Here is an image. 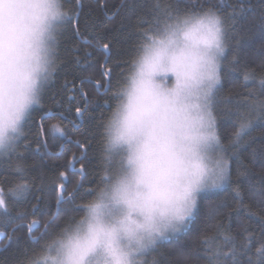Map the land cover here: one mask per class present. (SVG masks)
I'll return each mask as SVG.
<instances>
[{
  "label": "clouds",
  "instance_id": "obj_1",
  "mask_svg": "<svg viewBox=\"0 0 264 264\" xmlns=\"http://www.w3.org/2000/svg\"><path fill=\"white\" fill-rule=\"evenodd\" d=\"M71 13L65 0H0V158L41 104ZM226 49L213 7L163 14L141 34L102 123L100 183L28 264H149L183 231L201 194L228 179L213 108Z\"/></svg>",
  "mask_w": 264,
  "mask_h": 264
},
{
  "label": "trees",
  "instance_id": "obj_2",
  "mask_svg": "<svg viewBox=\"0 0 264 264\" xmlns=\"http://www.w3.org/2000/svg\"><path fill=\"white\" fill-rule=\"evenodd\" d=\"M65 6L72 13L58 36L56 71L43 90L41 104L26 118L16 151L0 158V191L30 185L21 196H9L10 219L0 224V232L6 234L0 240V264H28L55 231L81 214L84 202L93 195L104 168L102 123L141 34L166 10L172 14L177 9L209 7L224 17L226 28L227 49L214 112L228 153L229 180L217 190L201 194L192 221L182 232L162 241L146 260L150 264L154 257L157 264H180L172 250L178 245L194 251V264H211L213 259L232 264L230 255L213 256L217 248L230 252L232 244L224 240V234L230 233L235 237L239 264H261L257 249L264 244L260 227L264 203L259 200L264 161L257 158L253 163L252 150L258 153L264 145V136L259 135L264 121L254 120L249 129L254 141L235 155L231 154L235 146L231 141L241 122L237 107L243 112V101L264 100L260 84L264 0H65ZM105 45L109 56L102 71L105 55L101 48ZM17 164L23 165V174L16 170ZM72 164L82 169L83 178L69 169ZM60 187L65 190L64 201L54 218ZM33 222L40 224L32 234L38 236L36 242L28 237L27 225ZM11 232L13 239H9Z\"/></svg>",
  "mask_w": 264,
  "mask_h": 264
},
{
  "label": "snow or ice",
  "instance_id": "obj_3",
  "mask_svg": "<svg viewBox=\"0 0 264 264\" xmlns=\"http://www.w3.org/2000/svg\"><path fill=\"white\" fill-rule=\"evenodd\" d=\"M179 9L176 10L178 12ZM164 14H171L169 11H165ZM107 48L108 45H105ZM249 77L246 76V79ZM261 89L264 90V78L260 81ZM218 91V90H217ZM215 98V97H214ZM245 107V111L240 112L239 106L237 107V112L240 115L241 123L239 125V129H236L235 137L236 139L231 141L232 145H235L234 147H231V154H237L239 151V148L242 147L244 144L250 143L251 141H254L255 137L250 135L249 129L251 128L252 124L254 123L255 119H260L261 121H264V100L257 101L255 99H252L251 101H243L242 102ZM213 108H214V99H213ZM76 112L78 114H83V110L80 107L76 108ZM249 117H252L251 119ZM59 131V129H57ZM259 135L264 136V129H261L259 132ZM231 146V145H230ZM253 156H252V162L254 163L257 158H259L261 161H264V145L260 146V150L257 153V149L253 148ZM239 159V157H238ZM241 161V165H242ZM17 171L24 172V169H21L20 166L17 164L16 166ZM262 170H264V165H262ZM61 177H64V172L60 173ZM227 181L229 180V173L227 171ZM30 187L29 184H17L15 187L10 188L7 193H4L3 191H0V208L4 209V215L0 216V224L7 223L10 219L8 213L10 212V201L9 196L16 197L21 196L24 192L28 190ZM239 195V194H238ZM259 200L261 203H264V187H262L259 190ZM59 203V200H58ZM197 212V207L195 208V211L191 217V219L188 221L191 222L193 216ZM261 220V231L264 232V216L260 218ZM0 235H4V233L0 232ZM9 239H13L12 235H9ZM32 239H36V237H32ZM224 240L228 243L232 244V247L230 249L229 253H222L220 252L219 248H217L213 252V256L219 257L221 255H230L232 258V264H239V260L237 259L238 252H237V246L235 244V237H233L230 233L224 234ZM242 247L247 248V244H243ZM173 252L178 256L180 264H192L193 258H194V251L189 250L185 251L180 246H173ZM257 251L260 254V260L261 264H264V244H261V247L257 249ZM211 264H225V262L221 259H213L211 261Z\"/></svg>",
  "mask_w": 264,
  "mask_h": 264
},
{
  "label": "water",
  "instance_id": "obj_4",
  "mask_svg": "<svg viewBox=\"0 0 264 264\" xmlns=\"http://www.w3.org/2000/svg\"><path fill=\"white\" fill-rule=\"evenodd\" d=\"M101 50H102V52H104V54H105V59H104V62H103V65H102V71L104 70V65L106 64V62H107V58H108V56H109V52H108V50H107V48H105V47H103V48H101ZM107 89V85L105 86V89L104 90H106ZM67 141H69L70 142V139H68ZM84 152V151H83ZM83 157V156H82ZM75 167V164H72L71 165V167H70V170L71 171H74V172H77V173H79L80 175H81V178H83L84 177V173H83V171H82V169L81 168H74ZM64 192H65V190H64V188L63 187H60L59 189H58V193H57V197H58V200H59V203H58V201H57V204H56V212H55V216H54V218L56 217V215H57V213H58V208H59V206H60V204L64 201ZM53 218V219H54ZM52 219V220H53ZM51 220V221H52ZM50 221V222H51ZM49 222V223H50ZM39 222H33V223H31V225H29L28 226V229H29V236L33 233V231L36 229V228H38L39 227ZM46 229V227L44 228V230ZM43 230V231H44ZM9 235H12V232L9 234ZM6 238V234L4 233V235H0V240L1 239H5ZM39 238L38 237H36V239H31V241L32 242H36L37 240H38ZM7 242H9V240L7 241Z\"/></svg>",
  "mask_w": 264,
  "mask_h": 264
},
{
  "label": "flooded vegetation",
  "instance_id": "obj_5",
  "mask_svg": "<svg viewBox=\"0 0 264 264\" xmlns=\"http://www.w3.org/2000/svg\"><path fill=\"white\" fill-rule=\"evenodd\" d=\"M102 51V50H101ZM105 55V54H104ZM104 89H105V87H104ZM98 90H99V88H98ZM61 119V118H60ZM63 120V119H62ZM71 167V166H70ZM75 169H76V167H74ZM70 169V168H69ZM27 229H28V226H27ZM35 233V232H34ZM33 234V233H32ZM32 234L29 236V229H28V237L30 238V239H32V237H38V236H32Z\"/></svg>",
  "mask_w": 264,
  "mask_h": 264
},
{
  "label": "rangeland",
  "instance_id": "obj_6",
  "mask_svg": "<svg viewBox=\"0 0 264 264\" xmlns=\"http://www.w3.org/2000/svg\"><path fill=\"white\" fill-rule=\"evenodd\" d=\"M1 209V208H0ZM31 225V224H30ZM35 230L33 231V234H34Z\"/></svg>",
  "mask_w": 264,
  "mask_h": 264
}]
</instances>
